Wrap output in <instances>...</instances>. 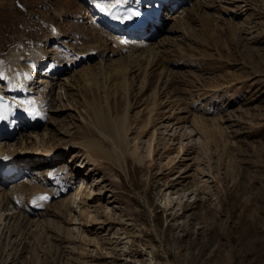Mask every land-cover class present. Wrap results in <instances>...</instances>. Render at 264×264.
I'll return each mask as SVG.
<instances>
[{"label": "rangeland", "instance_id": "rangeland-1", "mask_svg": "<svg viewBox=\"0 0 264 264\" xmlns=\"http://www.w3.org/2000/svg\"><path fill=\"white\" fill-rule=\"evenodd\" d=\"M177 1L165 30L164 20L141 48L167 49L159 63L166 67L164 76L161 65L149 68L148 75L141 65V73L131 76L116 55L97 67L85 66L98 61L90 55L71 69H50L56 50L71 52L78 43L49 40L40 16L50 27V8L62 4L71 12L80 7L88 20L86 0H0V64L18 48L29 54L27 49L41 44L46 51L44 63L36 62L41 67L29 79L28 93L24 87L16 98H31L44 87L56 98L43 111L46 120L36 129V143L24 142L27 150L51 151L45 155L49 164L40 154L28 155L34 159L24 172L35 178L34 185H43L48 173L69 170L61 175L67 190L50 198L49 213H39L40 207L26 226L0 241V264H264V0ZM83 17L75 26L72 14L63 17L59 23L66 35L61 36L68 38L83 23L87 27ZM140 50L135 53L143 55ZM83 66L90 69L80 73ZM118 67L119 77L113 76ZM54 77L61 80L53 82ZM111 104L120 123L111 120ZM122 115H128L132 148L115 161L109 127L123 128ZM19 122L6 141L10 148H18L13 145L25 132L24 117ZM95 122L104 131L97 132ZM80 141L93 146L100 141L111 150V162L87 157L76 144ZM25 180L15 177L3 188L9 195L12 183ZM12 211L0 209L3 216Z\"/></svg>", "mask_w": 264, "mask_h": 264}, {"label": "bare ground", "instance_id": "bare-ground-1", "mask_svg": "<svg viewBox=\"0 0 264 264\" xmlns=\"http://www.w3.org/2000/svg\"><path fill=\"white\" fill-rule=\"evenodd\" d=\"M47 1H49L51 3L52 0H47ZM124 3H127V5H132L130 3H133L134 5L142 6V7H148V8H155L158 6H161L163 9L168 8V9H166V11L164 13V17L167 15L168 12L170 13L172 10L170 8V6L165 4L162 0H86V8L90 9V11L92 12V13H90L89 11H87V9H85L87 12L90 13V15H89L90 18L88 20H86L85 17H83V15H81L82 10H80V7H76L78 9L77 12H73V11L71 12L70 8H68L67 6H64L62 4H60V6H57L56 8L51 7L52 9L50 8V12L54 16V18H51L50 20L48 19L50 22V27H49V24L46 23L47 22L46 19L43 18L42 16H40L43 19L42 20L43 24L44 25L46 24V26H48V27H46L47 30L48 31L50 30L49 31L50 34L49 33H48L49 35L47 34L49 37L48 39L49 40L53 39L55 41V43H58V44L60 43V45L67 43L70 40V41H72V43L74 42L73 44L78 43L77 44L78 47L76 49L74 48L71 52H67L65 49H64L65 51L60 50L58 48L60 50V54H57L58 50H56L54 52V57L51 61L52 64H50V67H53V68H50V69H56V70H59L60 72L62 70H68L74 66H77V64L80 61L82 62L83 60H86L87 58H89L91 56H93L94 58H98V61L90 59L87 61L85 66L95 65L97 67V66L103 64L102 63L103 60L105 61L106 57H108V55L109 56L110 55H113V56L116 55V56H118V58H117L119 60L118 62L122 65L121 67L124 68L125 73H127L131 76H133L134 74H140L141 73V69H140L141 65H145V69L146 68L148 69L145 71V75L149 74V72H148L150 70L149 68H151L153 66L161 65V67H163V69L159 73V76H164V72H165L166 67H164L163 64H159V63L162 59H164L165 57L168 56V54H165V50H167V49H164L163 51H160V50L156 51V53H154L152 51L151 48H153V47H149L148 49H141V48H143L142 44L145 43L144 42L145 40H153L154 37L156 36L157 32L154 33V30H153L154 27L153 26L150 28H147L142 33L133 34L132 35L133 37H128L124 34V32L118 31L117 28L111 29L110 27L104 25L105 22H108L107 18L109 16V13H107L106 15H102V13L108 12L109 9L116 4H124ZM62 6H64V8L67 7L68 13L72 14L74 26L76 25L75 20L78 17L79 18L83 17L85 19V21H88V26L86 27L85 24L83 23V27L78 28L75 32L73 31V34L68 36V38L66 36L62 37L61 34H62V32L64 33L65 29L63 26H61L59 21L61 19H63V17H65L68 14L66 12V9H63ZM183 10H185V9H183ZM195 11L196 10H194V12ZM185 12H186V10H185ZM184 15H185V13H184ZM45 17H46V15H45ZM113 17H114V15H113ZM169 18L171 20L172 16H169L166 19H169ZM56 20H58V21H56ZM163 20H165V18ZM167 22L168 21L165 20V25L163 26L162 30H165ZM156 25H158V24L156 23ZM154 26H155V24H154ZM53 33L60 36V37H56ZM64 35H66V34L64 33ZM169 38H170V36H168V39ZM41 42H45V40H43ZM153 43H154L153 46H155L156 40ZM111 44H113L115 46V48L111 47L112 46ZM147 44H148V42H147ZM38 45H39V47L33 46V47H31V49H27V51H29V54H25V53H23V51L21 52L22 49L19 50V48L16 49V47H15L17 54H16V52H14L12 50L13 53L10 54L9 57L3 59L2 63L0 64V75H2V77H3V79L0 80V84L4 85L3 88L0 89V95L5 99V105H6V110H5V113L3 114L4 118L0 119V126H6L8 124V125H14L15 127H17L19 129L20 128V122L19 121H21V119H22V116H21V114H22V115H25L27 117L29 124L31 125L32 129H34V130H31L28 132L26 131L24 133H23V131L20 132L19 136L17 137L18 140H20L19 138L22 139V135H23V137H27V138L22 139L23 142H22V140H20V141L17 140L15 145H13V147H15V146L18 147L17 149L16 148H10L11 145H9L6 141H0V166H2L3 163H5V162L11 163L13 165L17 164L15 166L18 169L20 168L21 172H24L25 166L27 167L26 169H29L28 167H29V164H31L30 160L32 157L31 156L27 157L28 155H32V156L37 158L36 154H38V155L40 154V158H43L44 159L43 162H47V164H49L48 161L51 159V157L45 156L46 154L50 153L51 151L48 150V152H44V153H37L38 150L30 151V150H27L30 148L27 145H24V142H26L27 140H30V139H34V142L36 143L37 139L39 138L38 137L39 133L36 132V129H38L37 127L43 122V117L41 115V112L44 111V105L47 103L46 97L48 98L49 102H50V99L52 101H55L56 98L53 95H51V98L48 96L49 89L47 87H45V89H47L46 96H45V94H44V96L40 95V100H38V102H28V101H31V100H28V98L22 99V100H19L16 98L17 95L22 93L21 91L24 90L23 89L24 87L26 88L25 91L28 93L27 87L29 84V79L32 77L33 72L36 69H39L41 67V65L39 66L36 62L42 60V63H44L43 62L45 60L44 54L46 53L45 47L43 48V46H40L41 44H38ZM169 45H170V43H169ZM105 46H107V48ZM157 46H159V45H156V48H157ZM108 47H110V49ZM103 49H104V51L101 52ZM107 49H109L108 53H106ZM149 49H150V51H148V53H146V51ZM138 50H140V52H142L141 54H143V55H139L140 53L139 54L135 53ZM18 53H20V54H18ZM133 56H135L134 59L132 58ZM80 57H83V59H78ZM55 63H58L57 64L58 66H56V68H54ZM85 66H83V67H85ZM29 68H33V71L31 73L30 72L28 73ZM88 69H90V68L85 67L84 69L80 70L79 72L83 73ZM120 69L121 68L118 67L116 69L117 71H115L113 73V76L115 74V76L119 77L118 75H116V73L120 72ZM56 70H55V72H56ZM110 70H113V69L111 68ZM71 77H74V75ZM52 79H53V82L55 81L56 83L61 80L60 78L56 79L55 77ZM51 80H50V82H51ZM63 80H65V83H67L66 78H64ZM103 81L110 82L109 77H107V76L103 77ZM60 83H59L58 87H60ZM66 86L72 87L73 85L68 84ZM17 97H19V96H17ZM29 99H31V98H29ZM50 105H51V102H50ZM126 105H127V107L125 108V112L129 110L130 101H128L126 103ZM114 114H116V112L112 111V104H111V106L109 108V115L111 116V120H113L114 123H118V122L120 123L121 122L120 120H116L117 114L116 115H114ZM122 116H124V120H123V122H124L123 128L124 129L122 128V126L120 124L114 125V126L111 125L109 127V129L112 131L111 135L114 138L115 145L117 146V148L113 147V150L116 149L115 151H113L115 154V156H113V159L115 161H117L119 159V153L122 155L123 150L125 152V150H127L128 148H132V147H129V144H128L129 142L127 139L128 129H127L126 123H127V116L128 115L126 117H125V115H122ZM93 124H95L97 132L104 131V125H101L100 123H97V122H95ZM89 125H91V128L93 129L92 124L89 123ZM44 129L46 130L47 128L45 127ZM43 135H47V131ZM99 140H101V139H99ZM125 140L127 141V148L126 149L122 148L124 146ZM14 141H16V140H14ZM40 141H41V138H40ZM90 143H92V142H89L88 144H86V141H80L76 144L85 153V155H87V157H94L96 160H99L98 159V157H99L102 160H108L111 162V155L109 156V152L111 150L105 149L103 146H100V141L95 146L89 145ZM112 144L114 146V143H112ZM20 147H24V149L26 151H29L30 153H33V154H22V151L19 150ZM134 150H137V147L134 146L132 151L134 152ZM127 155H129V153ZM124 156L126 158V155H124ZM120 157L122 158V156H120ZM129 157H130V155H129ZM32 159H34V158H32ZM43 166L45 167V163H42L40 165V167H42V168H43ZM58 179H60V176H57L55 178H51L50 180H46V184H49V183L55 184V182ZM8 180L9 179L0 178V209H1V211L2 210L3 211L14 210V211H12L11 213H6V214H4V216H3V212L0 213V223H2V222L4 223L3 227L0 228V233L2 232V234L0 235V241H2L3 238L7 239L8 235L12 234L14 232L13 228L15 230H17L19 227L26 226L30 221L29 215L39 214V213H44V212H47V214H48L49 211L51 210V206L53 205L51 203L46 204L44 201H40L35 206L31 207L28 205V203L26 201L25 206H23V205L17 206L14 203V197L16 200L19 201L20 199H18V197H20V196L22 197L25 194H31V193H36V192H40L42 194L46 193L48 196L49 195L51 196L53 193L55 194V191L47 190L44 187H39L37 185L29 186L28 184H25V182H22L20 184H19V182H15V183L11 184V188L9 189L10 193L8 195L7 190H4L1 187V185H3ZM33 180H34L33 178H29L28 181H33ZM62 191H65V190H63V188H60L59 192H62ZM78 193L79 192H77V193L75 192L74 195H78ZM62 205H63V203H62ZM40 206H43V208H45L41 212L37 211ZM14 207L17 209H15ZM61 210H62V208L59 209L58 211L54 212V213L56 215H61V213H62ZM6 224H9L7 227L10 226L11 229L5 230ZM51 228H52V226H51ZM57 228L58 227H56V229ZM60 230H61V228H60ZM14 234H16V233H14ZM10 253H13V252L10 251ZM15 255H16V252L14 251V253L12 254V258H15Z\"/></svg>", "mask_w": 264, "mask_h": 264}, {"label": "snow or ice", "instance_id": "snow-or-ice-1", "mask_svg": "<svg viewBox=\"0 0 264 264\" xmlns=\"http://www.w3.org/2000/svg\"><path fill=\"white\" fill-rule=\"evenodd\" d=\"M131 15H139V13H132ZM0 107H2V105H0ZM3 115L0 114V119H3ZM47 197H40V199H46Z\"/></svg>", "mask_w": 264, "mask_h": 264}, {"label": "clouds", "instance_id": "clouds-1", "mask_svg": "<svg viewBox=\"0 0 264 264\" xmlns=\"http://www.w3.org/2000/svg\"><path fill=\"white\" fill-rule=\"evenodd\" d=\"M69 171V170H68Z\"/></svg>", "mask_w": 264, "mask_h": 264}]
</instances>
